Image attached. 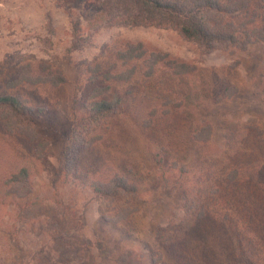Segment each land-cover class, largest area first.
<instances>
[{"label":"rangeland","instance_id":"1","mask_svg":"<svg viewBox=\"0 0 264 264\" xmlns=\"http://www.w3.org/2000/svg\"><path fill=\"white\" fill-rule=\"evenodd\" d=\"M111 1L0 0V95L15 94L48 112L37 131L48 143L42 158L34 156L29 139L36 130L23 125L21 134H10L0 113V264H154L158 252L165 264H174L162 240L191 222L187 195L198 158L219 155L234 130L264 128V42L246 50H208L176 30L114 22L119 11ZM76 21L80 33H73ZM139 43L196 71L176 76L161 62L147 76L146 63L133 61V78L113 82L105 96L113 104L121 99L117 112L92 122L85 112L92 90L88 67H110L116 50ZM26 62L51 65L66 84L11 89L5 81ZM227 87L236 93L218 102ZM166 109L170 115L159 116ZM206 124L212 136L203 145L193 133ZM85 140H98L85 155L105 167L88 180L109 190L106 174L119 173L137 183L135 197L103 198L68 171L66 145L76 148ZM160 143L171 160L164 162ZM23 164L30 176L22 195H8L3 181ZM126 207L138 209L119 223L107 219Z\"/></svg>","mask_w":264,"mask_h":264},{"label":"trees","instance_id":"2","mask_svg":"<svg viewBox=\"0 0 264 264\" xmlns=\"http://www.w3.org/2000/svg\"><path fill=\"white\" fill-rule=\"evenodd\" d=\"M119 11L118 22L129 27H153L161 30H176L185 40L208 50H246L257 42H264V0H112ZM103 11V10H102ZM101 11V12H102ZM80 22L73 23V33H80ZM78 35V34H77ZM149 54V56H148ZM114 62L105 68L102 64L89 66L88 80L92 84L86 115L92 122L106 119L117 112L121 99L111 103L105 96L111 91L112 83L128 82L135 72L131 62L143 60L147 76L155 66L163 62L173 75L181 76L196 71V66L175 59L167 54L148 53L142 44H127L125 49L114 52ZM120 69H125L121 70ZM4 73H0V77ZM152 76V75H151ZM5 81L11 89L21 86L58 88L66 84L64 75L47 63L35 67L30 62L22 63L13 79ZM100 84H103L100 86ZM236 88L227 87L216 100L221 101L236 93ZM4 130L10 134H21L22 126L33 127L32 152L36 158L45 155L48 145L40 140L41 118L48 112L24 105L12 93L0 95V113ZM171 110H162L159 116H169ZM158 114L151 112V117ZM153 120L145 125L150 129ZM38 133V134H37ZM212 127L206 124L193 133V139L203 145L209 142ZM99 140V139H98ZM97 140V141H98ZM97 141H82L76 148L66 145L64 154L69 156L68 171L72 172L83 186L110 198V194H126L135 197L137 183L131 178L115 173L106 174L109 190L102 189L100 181L88 180L103 171L100 160L86 157ZM164 162L171 160L168 150L160 143ZM86 154V155H85ZM80 158L82 159L80 161ZM87 159L92 162L87 161ZM102 165V166H101ZM172 165L177 166L176 161ZM194 183H190L188 216L191 222L168 233L162 245L173 256L174 264H264V128L248 125L232 131L222 152L214 156L201 154L194 167ZM107 173V172H106ZM30 168L27 164L9 173L3 184L7 194L22 195L20 190L28 181ZM135 184H134V183ZM111 186V187H110ZM110 193V194H109ZM114 199V197H113ZM137 207L121 209L110 222L119 223L130 218ZM183 222V221H181ZM171 236V237H169ZM210 239V245H208ZM216 245V246H215ZM154 260L163 262L162 253Z\"/></svg>","mask_w":264,"mask_h":264}]
</instances>
